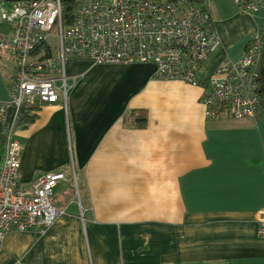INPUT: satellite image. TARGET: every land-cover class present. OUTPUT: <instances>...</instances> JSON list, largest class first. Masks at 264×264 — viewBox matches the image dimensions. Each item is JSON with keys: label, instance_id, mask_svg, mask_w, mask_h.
<instances>
[{"label": "crops", "instance_id": "obj_1", "mask_svg": "<svg viewBox=\"0 0 264 264\" xmlns=\"http://www.w3.org/2000/svg\"><path fill=\"white\" fill-rule=\"evenodd\" d=\"M211 14L221 45L196 84L159 80L151 64H66L73 81L96 68L110 78L67 84L66 108L62 100L40 107L14 135L23 145L20 186L62 173L53 204L65 215L46 229L7 233L0 264H264L254 221L264 210V117L212 120L202 103L216 68L264 37V0L251 13L212 0ZM11 77L0 53L2 102ZM139 109L142 129L124 120Z\"/></svg>", "mask_w": 264, "mask_h": 264}, {"label": "built area", "instance_id": "obj_2", "mask_svg": "<svg viewBox=\"0 0 264 264\" xmlns=\"http://www.w3.org/2000/svg\"><path fill=\"white\" fill-rule=\"evenodd\" d=\"M212 0H81L69 24L61 0L6 3L0 0V53L11 67L10 97L0 101V126H7L0 164V250L12 231L46 229L65 211L53 204V190L66 181L62 173L38 177L29 189L20 186L23 145L14 138L15 119L24 109L62 100L66 108V64L93 66L151 64L159 80L196 84L221 42L213 26ZM251 13L261 0H234ZM264 37L258 33L238 61L214 71L202 103L208 119H255L262 90L260 59ZM75 78V77H73ZM14 116L8 124V111ZM78 196L76 182L73 180ZM80 207V206H79ZM257 236L264 240V210L254 215Z\"/></svg>", "mask_w": 264, "mask_h": 264}, {"label": "trees", "instance_id": "obj_3", "mask_svg": "<svg viewBox=\"0 0 264 264\" xmlns=\"http://www.w3.org/2000/svg\"><path fill=\"white\" fill-rule=\"evenodd\" d=\"M81 0H61L62 3V19L64 24H69L72 20L73 17V11L77 4ZM261 76L264 78V52L262 54V59H261ZM259 113L260 117H264V87L262 86V90L259 92ZM33 110L31 109H22L16 116L15 119V129L16 130H21L27 127L29 124H31L37 117L36 113L32 112ZM14 111L12 109H9L8 111V124L12 121L13 116H14ZM258 116V115H257ZM257 118V117H256ZM125 122L129 126H133L135 128L142 129L146 126L147 124V112L146 110L139 109L135 111L129 112L127 116L124 118ZM7 126H0V164L3 159V144H4V139L7 134Z\"/></svg>", "mask_w": 264, "mask_h": 264}, {"label": "rangeland", "instance_id": "obj_4", "mask_svg": "<svg viewBox=\"0 0 264 264\" xmlns=\"http://www.w3.org/2000/svg\"><path fill=\"white\" fill-rule=\"evenodd\" d=\"M67 70H68V72H67V74H68V77H67V79H66V82H67V84L69 85V84H74L75 85V80L73 81V76L72 75H74L73 73H71L72 71H73V69L74 68H72L71 66H70V64L67 66ZM76 69H81L80 67H78V66H76L75 67ZM9 71H10V68H9ZM78 77H77V80H78V78H110V75L107 73V72H104V71H100V70H98L97 68L96 69H94V70H83L82 71V73H80V74H76ZM69 78H71V79H69ZM76 80V81H77ZM69 91V89L67 90V92ZM230 119H232V118H230ZM234 120H236V119H234ZM243 120V119H242ZM75 197H77L78 198V196H75ZM56 205H57V202H59L60 201V197L59 196H57L56 197ZM74 200H75V202H76V198H74ZM78 200V199H77ZM73 202V201H72ZM74 202V203H75Z\"/></svg>", "mask_w": 264, "mask_h": 264}, {"label": "water", "instance_id": "obj_5", "mask_svg": "<svg viewBox=\"0 0 264 264\" xmlns=\"http://www.w3.org/2000/svg\"><path fill=\"white\" fill-rule=\"evenodd\" d=\"M6 3H16V2H30V1H36V0H3Z\"/></svg>", "mask_w": 264, "mask_h": 264}]
</instances>
